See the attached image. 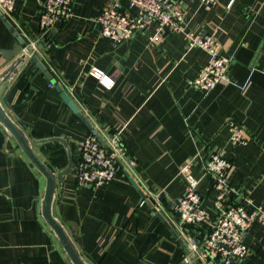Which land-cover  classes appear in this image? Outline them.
Wrapping results in <instances>:
<instances>
[{
	"label": "crops",
	"instance_id": "1",
	"mask_svg": "<svg viewBox=\"0 0 264 264\" xmlns=\"http://www.w3.org/2000/svg\"><path fill=\"white\" fill-rule=\"evenodd\" d=\"M111 1L74 0L71 17L41 36L37 0H16L8 22L23 39L40 41L35 56L51 79L25 61L11 82L0 85V101L35 139L65 138L75 161L77 142L89 131L62 101L59 85L100 137L119 133L135 159L132 169L103 186L77 187L73 169L58 186L54 216L89 264H184L188 249L167 217L184 192L180 169L188 161L210 218L214 194L203 161L211 154L232 164L229 199H249L250 210L264 202V5L175 0L188 29L214 37L230 59L229 81L202 92L190 81L208 53L188 47L182 34L168 33L157 44L148 43L146 33L117 44L100 37L96 17ZM14 43L0 17V49ZM9 63L0 55V71ZM93 68L106 83L89 74ZM230 122L242 128L246 144L230 141ZM34 150L53 170L67 163L57 142ZM44 188L43 176L0 125V264H70L42 219ZM157 192L166 199V213L154 210L150 195ZM207 230L205 223L187 233L201 237ZM243 243L248 258L230 264H264V222H254Z\"/></svg>",
	"mask_w": 264,
	"mask_h": 264
},
{
	"label": "built area",
	"instance_id": "2",
	"mask_svg": "<svg viewBox=\"0 0 264 264\" xmlns=\"http://www.w3.org/2000/svg\"><path fill=\"white\" fill-rule=\"evenodd\" d=\"M73 1L37 0L41 36L55 31L59 23L71 17ZM200 2L207 7L216 4L215 0ZM15 3L16 0H0V14L5 20H10ZM232 3L233 1H229L226 7L229 8ZM261 3L264 5V0ZM96 24L99 36L115 44L131 39L136 33H146V40L150 44L159 43L168 33H180L188 47H200L209 56L198 75L190 81L191 86L208 92L219 82L229 81L227 69L230 59L220 53V45L214 37L188 29L186 13L175 0H112L100 11ZM149 30L151 31L148 32ZM23 41L19 55L29 61L39 52L40 41ZM89 74L99 83H106V77L98 69L93 68ZM48 86L52 88L53 84L49 83ZM230 132L231 142L246 144L247 137L238 124L230 122ZM100 139L103 144L89 131L77 142V157L73 163L77 187L103 186L135 165V159L124 147L119 133ZM231 167V162L220 154H211L203 161L204 172L212 183L214 194L211 201L215 211L213 218L209 217L202 206V196L197 190L198 180L190 173V161L180 169L185 189L170 204L172 216L167 218L178 241L188 249L182 259L184 264H230L236 259L245 260L249 256V249L243 240L254 222H264V202L250 210L249 199L235 202L228 198L232 193L228 184ZM150 197L154 210L166 213L167 202L163 193H153ZM205 223L208 224V230L203 236L195 237L187 233L189 228Z\"/></svg>",
	"mask_w": 264,
	"mask_h": 264
},
{
	"label": "water",
	"instance_id": "3",
	"mask_svg": "<svg viewBox=\"0 0 264 264\" xmlns=\"http://www.w3.org/2000/svg\"><path fill=\"white\" fill-rule=\"evenodd\" d=\"M0 17L15 39V43L10 50L0 49L1 57L7 61H10V63L2 71H0L1 85L4 82L12 81L13 77L17 74L18 70L21 68L25 60L23 56L17 55L24 44L22 37L1 14ZM30 60L34 64V67L39 69L47 79H51V75L45 69L44 65L38 60L37 56H33ZM55 89L59 93L62 101L66 104L68 109L81 122H83L88 131L96 136L98 142L100 144H103V141L100 139L96 131L92 129L91 124L88 122V120L85 119L84 115H82L77 106L71 101V99L62 90V88L59 85H56ZM0 125L5 130L7 135L11 136L14 139L19 149L30 162V164L43 176L45 180V188L40 201V213L44 223L61 245L63 251L70 261V264H89L81 255L75 243V240L72 238L67 228L64 226L62 221L54 216L53 213V204L56 198L58 186L62 185L64 177L68 175L73 169V155L71 153L67 140L62 137L35 139L10 117V115L3 107L1 101ZM50 142L59 143L65 150L67 163L62 169H51L43 160H41V158L34 150L35 147H41ZM129 181L133 183V180L131 178H129ZM160 219L163 220L162 217H160ZM165 225H167L166 222ZM173 235L174 237L177 236L174 231Z\"/></svg>",
	"mask_w": 264,
	"mask_h": 264
}]
</instances>
